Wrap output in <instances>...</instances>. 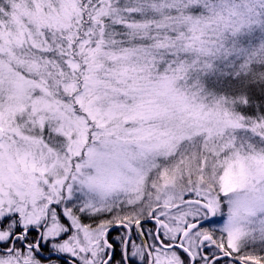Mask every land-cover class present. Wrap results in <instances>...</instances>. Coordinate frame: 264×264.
I'll return each instance as SVG.
<instances>
[{"label":"snow or ice","instance_id":"obj_1","mask_svg":"<svg viewBox=\"0 0 264 264\" xmlns=\"http://www.w3.org/2000/svg\"><path fill=\"white\" fill-rule=\"evenodd\" d=\"M245 22L230 0H0V264H264V236L204 218L264 153L242 154L225 133L244 117L189 82ZM113 121L137 125L142 166L122 196L74 200Z\"/></svg>","mask_w":264,"mask_h":264},{"label":"trees","instance_id":"obj_2","mask_svg":"<svg viewBox=\"0 0 264 264\" xmlns=\"http://www.w3.org/2000/svg\"><path fill=\"white\" fill-rule=\"evenodd\" d=\"M230 4L246 22L235 31H225L220 48L204 65L193 68L189 82L199 87L208 103L223 99L252 127L264 121V0H230Z\"/></svg>","mask_w":264,"mask_h":264},{"label":"clouds","instance_id":"obj_3","mask_svg":"<svg viewBox=\"0 0 264 264\" xmlns=\"http://www.w3.org/2000/svg\"><path fill=\"white\" fill-rule=\"evenodd\" d=\"M129 129L124 127L122 122L116 121L106 122L103 126L93 129L95 139L90 140L85 149L91 150V158H80L81 168L77 173V181L89 199H112L119 192L126 190L129 182L136 177V170L140 168L137 164V161H140L139 148ZM243 189L245 196L234 202L233 222L226 229L239 231L242 245L249 240L248 226L244 220L264 215L259 211L264 205V176L254 175ZM174 191H180L179 184Z\"/></svg>","mask_w":264,"mask_h":264},{"label":"rangeland","instance_id":"obj_4","mask_svg":"<svg viewBox=\"0 0 264 264\" xmlns=\"http://www.w3.org/2000/svg\"><path fill=\"white\" fill-rule=\"evenodd\" d=\"M193 70V69H192ZM191 72L189 73V78L191 76ZM66 99V98H65ZM119 122V121H116ZM17 124H24V119L17 118ZM124 127L126 128H134L137 125L131 123H123ZM242 127L238 128H229L226 130V138H231L234 142V145L242 154H249L252 152H261L264 153V136H261L259 132L253 131V128L244 124L242 121ZM25 135H31L26 129L24 132ZM47 136V133H45ZM13 139H16L13 137ZM11 143V141H9ZM20 145L17 144L14 146L19 147ZM189 145H183V149H188ZM14 155V152H13ZM222 158V157H221ZM142 161H137L139 167L142 166ZM73 184V199H86L88 198L87 193L83 190V188L79 185L78 181H69ZM122 196V192H119L114 196V198ZM245 196L244 189H237L228 194H219V207L213 214L215 217V221L211 224L208 228L212 229L217 233L225 232L228 225L233 222V213L232 208L233 204L236 201L241 200ZM261 213H264V205L261 206L259 209ZM205 215L204 217H206ZM255 216V214H253ZM87 222V221H85ZM238 222V221H237ZM244 223L248 226L247 236L249 237L248 242L246 243L248 247H252L251 238L255 237L257 240L264 236V215L256 216L255 219H245ZM259 246V243L256 245Z\"/></svg>","mask_w":264,"mask_h":264},{"label":"water","instance_id":"obj_5","mask_svg":"<svg viewBox=\"0 0 264 264\" xmlns=\"http://www.w3.org/2000/svg\"><path fill=\"white\" fill-rule=\"evenodd\" d=\"M205 219L213 220L214 219L213 213H209Z\"/></svg>","mask_w":264,"mask_h":264},{"label":"flooded vegetation","instance_id":"obj_6","mask_svg":"<svg viewBox=\"0 0 264 264\" xmlns=\"http://www.w3.org/2000/svg\"><path fill=\"white\" fill-rule=\"evenodd\" d=\"M207 215H208V214H207ZM206 217H207V216H206ZM206 217H204V218H206ZM213 221H215V217H214ZM209 226H210V225H205V228H208ZM32 235L35 236L36 233H33Z\"/></svg>","mask_w":264,"mask_h":264}]
</instances>
